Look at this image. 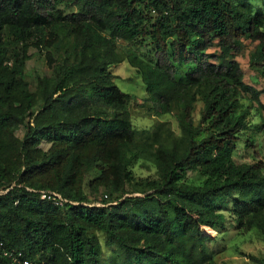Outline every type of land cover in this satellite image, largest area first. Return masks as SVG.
<instances>
[{
  "label": "trees",
  "instance_id": "trees-1",
  "mask_svg": "<svg viewBox=\"0 0 264 264\" xmlns=\"http://www.w3.org/2000/svg\"><path fill=\"white\" fill-rule=\"evenodd\" d=\"M71 32L96 35L101 50L40 79L36 108L9 46L47 49ZM120 40L147 51L120 58L112 48ZM243 40L264 79V0H0V241L30 264H213L202 227L264 231V153L251 135H264V91L244 80ZM123 60L160 113L178 110L179 137L160 125L137 144L127 115L105 114L132 97L111 69ZM242 150H254L252 162L236 161ZM140 158L158 179H136ZM93 168L100 174L89 179ZM86 187H104L108 198L92 201ZM0 264H10L1 252Z\"/></svg>",
  "mask_w": 264,
  "mask_h": 264
},
{
  "label": "rangeland",
  "instance_id": "rangeland-1",
  "mask_svg": "<svg viewBox=\"0 0 264 264\" xmlns=\"http://www.w3.org/2000/svg\"><path fill=\"white\" fill-rule=\"evenodd\" d=\"M91 37L78 35L74 32L61 33L59 41L51 48L46 49L43 47L41 50L31 44L26 51H24L21 44L17 45L14 43L9 46L10 54L12 57L16 56L19 59V65L24 70V79L30 84L31 91L35 94L37 100L36 108H39L42 104L41 95L38 91V82L40 79H48L52 82L57 78V68L60 63L65 60L73 62L80 58V56L91 54L95 50L99 53L101 48H98L99 44L96 43L95 37L97 36L92 34ZM147 45L148 43L144 47L137 48L133 43L120 40L119 42H114L112 48L120 58H124V56L132 53L143 56L147 51ZM253 47L254 45L249 40H243L241 51L237 55V60L240 62L244 72L245 82L264 91V79L249 64L250 53ZM215 51L217 50H211V52ZM111 69L116 75V85L122 91L131 94L132 97L126 100L125 105L121 109L106 108L105 114L111 115L112 113L121 111L124 115H127L138 133L136 138L137 144L141 143V137H143V140H151L153 133L157 131L160 125H166L177 137L181 135L178 110L173 109L169 113H160L135 68L126 60H123L113 64ZM262 100L264 102V93L262 94ZM196 106L195 116L198 119L202 104L198 103ZM77 109L81 111V108L78 106L74 110L76 111ZM96 109H98L97 106ZM100 109L103 110L104 108L100 105ZM29 120L30 118L28 116L26 122ZM258 122L259 120H256V123ZM23 131L24 129L20 128L17 133L18 136L22 137ZM251 135L257 138L258 144L256 149H260L264 153V135L261 133ZM242 143H244L243 137L238 142V149ZM50 146V143L46 141L41 144L44 150L49 149ZM253 152L254 150H250V152L242 150L241 153L235 156V159L240 163H250L253 161ZM131 170L136 179L150 178L155 180L159 178L157 167L152 161L146 158L138 159L133 164ZM99 174L98 169L93 168L90 171L89 179H93ZM187 178L189 183L199 184L201 182V176L198 171H190ZM126 189L132 192L135 189V185L131 184ZM86 191L89 193L92 201H97V199L101 200L107 193L109 194V191H106L104 187H100L98 192L95 193L90 192L88 187H86ZM118 195L119 193L113 194V197L109 196L111 202ZM231 225L230 222L225 223L224 228L220 227L219 230L208 227L202 228V233L205 232L204 234L213 238L212 242L208 244L209 253L214 259L213 264H264V231L253 230L250 232H242L233 229ZM100 238L104 240L102 235ZM110 254V251L104 248L103 257L109 258Z\"/></svg>",
  "mask_w": 264,
  "mask_h": 264
},
{
  "label": "built area",
  "instance_id": "built-area-1",
  "mask_svg": "<svg viewBox=\"0 0 264 264\" xmlns=\"http://www.w3.org/2000/svg\"><path fill=\"white\" fill-rule=\"evenodd\" d=\"M108 198L107 195L104 196ZM42 198L52 201L58 207H63L68 203V199L64 198L59 193H42ZM0 252L3 256L8 257L10 264H30V261L25 257L22 251L10 250L6 247L5 243L0 241Z\"/></svg>",
  "mask_w": 264,
  "mask_h": 264
},
{
  "label": "clouds",
  "instance_id": "clouds-1",
  "mask_svg": "<svg viewBox=\"0 0 264 264\" xmlns=\"http://www.w3.org/2000/svg\"><path fill=\"white\" fill-rule=\"evenodd\" d=\"M99 205H101V203L99 204ZM205 227V226H204ZM203 228V227H202ZM209 228V227H208Z\"/></svg>",
  "mask_w": 264,
  "mask_h": 264
}]
</instances>
